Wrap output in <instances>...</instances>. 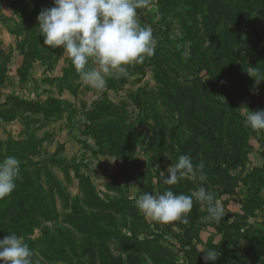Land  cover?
I'll use <instances>...</instances> for the list:
<instances>
[{
    "label": "rangeland",
    "instance_id": "rangeland-1",
    "mask_svg": "<svg viewBox=\"0 0 264 264\" xmlns=\"http://www.w3.org/2000/svg\"><path fill=\"white\" fill-rule=\"evenodd\" d=\"M52 6L0 0V161L20 160L0 239L22 235L38 264H205L209 249L208 264H264V130L244 125L264 109V0H146L155 54L103 92L43 44L37 17ZM180 154L204 162L219 223L195 201L187 223L135 207L200 186L163 183Z\"/></svg>",
    "mask_w": 264,
    "mask_h": 264
},
{
    "label": "clouds",
    "instance_id": "clouds-1",
    "mask_svg": "<svg viewBox=\"0 0 264 264\" xmlns=\"http://www.w3.org/2000/svg\"><path fill=\"white\" fill-rule=\"evenodd\" d=\"M146 0H53L52 7H45L38 14L43 44L71 59L80 79L88 87L103 92L108 78L128 76V66L142 63L155 54L158 41L153 29L141 24L137 10ZM252 75V74H250ZM254 77V75H252ZM264 79H256L257 83ZM223 83V82H222ZM243 114V113H242ZM245 127L264 130V109L247 111ZM204 162L193 163L191 155L180 154L161 172L163 183L175 185L182 180L199 182L190 195L165 190L162 194L142 193L135 200V207L146 218L167 224L177 220L188 222L194 201L206 205L207 219L219 223L225 209L213 191L204 187L207 173ZM20 176V160L7 156L0 161V200L10 196ZM203 260L217 261L220 252L204 250ZM0 264H38L35 253L22 235L8 233L0 239Z\"/></svg>",
    "mask_w": 264,
    "mask_h": 264
},
{
    "label": "trees",
    "instance_id": "trees-1",
    "mask_svg": "<svg viewBox=\"0 0 264 264\" xmlns=\"http://www.w3.org/2000/svg\"><path fill=\"white\" fill-rule=\"evenodd\" d=\"M15 199H21L22 200V196H20L19 198H15ZM2 203L5 204L6 209L3 210L2 212H0V214H1L0 216H3L4 214H6L8 212L9 207L11 206V205H9L10 202H7V197L4 198L3 200H0V205Z\"/></svg>",
    "mask_w": 264,
    "mask_h": 264
}]
</instances>
